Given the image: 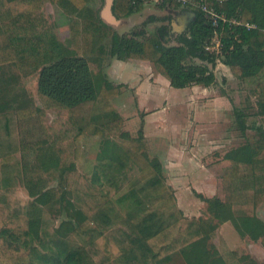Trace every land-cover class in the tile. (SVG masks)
<instances>
[{"label": "trees", "instance_id": "obj_1", "mask_svg": "<svg viewBox=\"0 0 264 264\" xmlns=\"http://www.w3.org/2000/svg\"><path fill=\"white\" fill-rule=\"evenodd\" d=\"M46 1L69 18L83 54L147 61L177 89L210 87L216 82L210 65L222 61L241 79H259L253 91L264 114V0H206L227 17L255 25L220 28V57L205 49L214 28L199 10L188 31L170 45L163 27L151 34L119 33L101 18L96 0H0V66L13 63L25 78L38 75L39 96L46 108L58 109L59 123L48 125L45 110L37 107L0 111V264H165L176 255L186 264H228L212 242L221 223H231L241 238L264 247V222L255 213L264 202V125L249 126V114L234 109V125L245 141L226 154V197L201 196L208 203L205 216H185L161 162L142 156L145 143L128 140L124 151L112 141H126L123 118L110 102L116 86L104 78L97 88L86 57L64 46L48 25L42 10ZM113 1L118 19L142 12L149 2ZM160 19L150 16L144 25ZM102 113L109 121L98 130L93 122ZM87 133L104 138L101 155L106 161L95 171L97 183H116L130 158L138 164V176L119 198L127 199L120 214L107 211L106 203L90 205L88 212L65 204L76 175L70 142ZM66 166L70 170L60 178L55 196L68 220L50 231L43 206L52 183L48 171ZM18 181L30 201L14 196ZM232 255L235 264H250L247 254Z\"/></svg>", "mask_w": 264, "mask_h": 264}, {"label": "rangeland", "instance_id": "obj_2", "mask_svg": "<svg viewBox=\"0 0 264 264\" xmlns=\"http://www.w3.org/2000/svg\"><path fill=\"white\" fill-rule=\"evenodd\" d=\"M148 1L141 13L120 18L126 21L124 24L109 26L121 34L141 30L151 34L163 27V33L169 35L171 22L177 18L179 11H194L181 5L177 11L170 12L169 0ZM94 6L100 9L101 15L105 0L103 3L96 0ZM42 10L48 25L63 45L89 61L97 88H100L104 78L116 86V93L110 102L123 118L126 141L118 138H114L118 141L111 140L120 144L124 151L130 146V141L144 142L146 149L142 156L161 162L166 182L174 191L177 204L185 216H205L208 203L201 196H218L221 199L226 197L227 182L224 180V174L230 166L226 154L245 141L234 125V109L238 107L249 114V126L255 123L264 125V114H260L257 95L253 91V85L259 79H241L222 61H218L215 65H210L216 82L209 88L189 87V91L185 93L164 83L162 89L156 92L158 95L146 96L149 85L146 86L145 83L148 77L157 79L160 75L149 62L127 61L126 69L121 72L118 64L120 60L109 56L97 59L94 54L85 55L77 49L69 18L62 9L46 1ZM152 13L159 14L161 19L144 25ZM172 41L173 37L165 40L170 45L173 44ZM106 44H109V41H106ZM130 64L135 67H130ZM260 79L264 81V73ZM99 105L102 107V104ZM27 107L45 110V122L50 126L59 127L58 109L46 108L39 96L38 75L25 78L16 64L1 65L0 111ZM108 121L109 115L102 113L94 118L93 123L96 129L102 130ZM103 140L98 134L87 133L82 138L70 142L76 175L73 191L66 197L65 204L71 210L80 207L84 212H88L90 205L97 203H106L107 211L111 213L120 214L124 210V202L127 199L124 196L120 200L119 198L127 191L128 184L138 176L139 167L130 158L120 177L116 174L119 177L116 183H97L95 171L99 163L106 161L101 155ZM68 170L70 166L48 171L52 183L43 206L50 231L68 220L65 209L60 207L55 196L59 180ZM14 196L23 200V203L31 200L19 181ZM255 213L264 219V202L256 208ZM236 234L231 223H221L212 239L219 252L226 258V262L228 259V264H235L232 251H240L249 254L250 264H263L264 254L260 248L262 243L259 241L254 244L251 239L241 238ZM165 264L186 263L176 255Z\"/></svg>", "mask_w": 264, "mask_h": 264}, {"label": "built area", "instance_id": "obj_3", "mask_svg": "<svg viewBox=\"0 0 264 264\" xmlns=\"http://www.w3.org/2000/svg\"><path fill=\"white\" fill-rule=\"evenodd\" d=\"M182 6H187L193 9L195 12L197 10L203 13L206 22L210 23L214 28V34L211 39L206 44V51L211 54L220 57L223 55V41H222V31L225 24L228 25H245L249 28L255 27V25L250 23H244L241 20H236L234 18H229L225 13L218 12L213 7H209L206 0H176Z\"/></svg>", "mask_w": 264, "mask_h": 264}, {"label": "crops", "instance_id": "obj_4", "mask_svg": "<svg viewBox=\"0 0 264 264\" xmlns=\"http://www.w3.org/2000/svg\"><path fill=\"white\" fill-rule=\"evenodd\" d=\"M156 1H159V0H156ZM178 9L179 8L171 7L168 10L170 12H172V11H175V10L177 11ZM195 14L197 16V13L195 11H193V12L192 11L189 12L188 10H182L181 12L179 11L177 13V18L173 19L172 22H171L172 28L177 34L176 35H174V34L173 35L172 34L167 35L165 40H168V38L171 39L173 37V41H172L173 44H177L179 36H181L184 33H186L188 31L190 25L195 21L194 17H193ZM132 16H134V15H132ZM149 16H157L158 17L159 14L152 13ZM118 64H120L119 68H120L121 72H123V70L126 69L127 62L119 61ZM130 67H135V65L134 64H130ZM153 81H155V82H153ZM163 81H166V82H163ZM164 83H167L168 85H170L169 80L166 77H164L163 75H159V77H157V79L156 78L153 79V76H149L148 79H147V82L145 83L146 86L149 85L148 89H147L146 96L147 95H152L153 96L155 94L158 95L156 92L162 89V84H164ZM192 87L196 88V87H200V86H192ZM170 88H172L171 85H170ZM207 88H209V87H207ZM163 89H165V88H163ZM188 89H189V87L181 89L180 91H184L186 93L187 91H189ZM150 117H154V116H150ZM257 218L260 221L264 222L263 218H261L259 216H257ZM236 235L239 236L238 233ZM252 242H254V241H252ZM254 244H257V243L254 242ZM260 248H261V251L264 254V247L262 245H260ZM247 255H249V254H247ZM258 263H260V262H258Z\"/></svg>", "mask_w": 264, "mask_h": 264}, {"label": "water", "instance_id": "obj_5", "mask_svg": "<svg viewBox=\"0 0 264 264\" xmlns=\"http://www.w3.org/2000/svg\"><path fill=\"white\" fill-rule=\"evenodd\" d=\"M113 0H105V7L102 11L101 18L108 24L113 26H120L124 24L126 21L122 19H117L116 16L113 14L112 6ZM194 20L197 19L196 14L193 16Z\"/></svg>", "mask_w": 264, "mask_h": 264}, {"label": "flooded vegetation", "instance_id": "obj_6", "mask_svg": "<svg viewBox=\"0 0 264 264\" xmlns=\"http://www.w3.org/2000/svg\"><path fill=\"white\" fill-rule=\"evenodd\" d=\"M168 34L170 35V34H174V35H176L177 33L173 30V28L171 29V31H170V33L168 32Z\"/></svg>", "mask_w": 264, "mask_h": 264}]
</instances>
